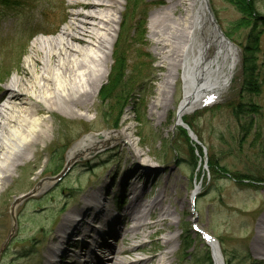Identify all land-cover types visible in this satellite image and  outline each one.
<instances>
[{"label":"rangeland","instance_id":"rangeland-1","mask_svg":"<svg viewBox=\"0 0 264 264\" xmlns=\"http://www.w3.org/2000/svg\"><path fill=\"white\" fill-rule=\"evenodd\" d=\"M10 1L4 0L2 3L8 7ZM21 1V4L16 5L18 11H9L4 15L0 13V95L9 78L15 74L14 66L24 64L30 53L31 42L57 35L69 22L70 12L76 9L70 5L72 2H91ZM199 3V0L195 1L197 9ZM251 3L259 14L257 31H260L261 37L259 49L253 54V66L256 68L254 74L259 79L260 92L246 96L241 90L244 81L242 53L244 48H249L248 43L254 31L249 32V24L238 25L242 15L234 4L228 0H208L219 27L227 35L232 32L230 39L238 48L239 61L217 103L183 114L182 123L196 136L195 141H192L186 129L175 126L176 112L184 96L182 68L177 71L173 69L170 75H166L165 62H159V55L153 45L155 40L149 33L150 17L165 4H160L158 0H123L119 19L124 12L129 15L134 5L136 19L141 17L142 9L148 10L144 19V42L138 46L145 56L141 53L140 59L132 58L129 61L132 67L138 63L142 66V79L140 77L137 82L131 83L130 89V95L135 92L137 103L129 102L123 106L117 126L113 125L111 118L109 124L102 119L106 108L99 105L98 91L108 81L113 63L112 51L120 32L119 22L110 51L109 69L92 105L81 107L75 115L60 109L39 114L37 118L40 124L44 123L46 132L33 148H22L12 177L0 183V264H46L48 247L57 243L52 239L56 227L68 216L69 211L79 210L91 192L101 193L102 198L109 197V209L116 208V213L120 215L122 209L129 205L130 198L134 194L139 195L140 189L143 190V194L138 196L140 202L156 196L169 209L168 221L163 223L164 231L158 236L174 237L170 243L173 250L172 264H206L197 260V257L205 255L207 245L192 231V219L219 238L227 264H264V259L251 247L257 222L264 218V181L253 182L252 179L244 178L237 181L233 177L234 174H252L256 178H264V0H251ZM5 6L0 3V10L5 9ZM134 26L130 25V31L135 33ZM204 27L203 35L207 38L211 27L206 20ZM32 33L35 36L29 38ZM20 38L22 40L18 41ZM210 49L209 54L212 55L216 50L215 45ZM102 54L103 57L96 62L97 75L103 69L104 57L108 56L105 49ZM149 71L150 81L142 89ZM165 78L170 83L168 87H162L161 82ZM239 100L255 105L247 106L246 109L257 107V110L245 111L236 116L231 105H236ZM108 132H121L122 135L99 148L97 153L77 159L65 171V149L74 146L86 135ZM213 157L219 165L226 167L227 173L222 171L217 176L213 175L209 168ZM136 167L142 171L148 168L151 174L147 179L142 177L139 182L134 177L127 179L136 187L134 194L127 199L122 190L131 185L125 186L122 180ZM58 168L60 171L56 173ZM55 173L60 176L53 175ZM46 180L53 186L43 190L42 184ZM39 182L41 193L36 192L24 198L14 207L16 226L13 228L11 204L27 189H35ZM194 190H198V196L193 211L188 198ZM114 212L115 209H111L108 213L113 215ZM96 223L94 221L93 226ZM72 238L76 244H71V240L68 246L64 244V248L53 257L54 264L71 262L76 252L73 249L79 246L80 239L85 241L88 235L85 238ZM135 243L137 241L127 240L121 246L128 247ZM167 248L168 245L161 246L159 241L156 245L148 243L146 252H135L127 258H144L164 252ZM68 249L67 256L63 257ZM194 254L199 256L194 257Z\"/></svg>","mask_w":264,"mask_h":264},{"label":"bare ground","instance_id":"bare-ground-1","mask_svg":"<svg viewBox=\"0 0 264 264\" xmlns=\"http://www.w3.org/2000/svg\"><path fill=\"white\" fill-rule=\"evenodd\" d=\"M195 1L158 0L165 5L150 17L149 33L155 40L153 45L159 62H165L166 75H170L173 69L177 71L182 68L184 97L178 109L179 119L194 108L215 102L239 61L237 48L228 43L212 25L207 0H199V9ZM122 4L123 0L72 2L70 5L76 9L70 12L69 22L57 35L33 40L24 64L14 66L15 74L9 78L0 95V183L12 177L22 148H33L46 132L44 123L40 124L37 118L39 114L60 109L75 115L81 107L92 105L109 69L110 51L118 23L121 22L119 14ZM204 20L211 27L207 38L203 35ZM212 45L216 50L210 55ZM103 49L108 56L104 57L103 69L98 76L96 62L103 57ZM161 83L162 87H168L169 81L165 78ZM37 126H40L38 130L35 129ZM121 135V132L86 135L67 151V162L73 163ZM146 170L136 167L122 180L125 186L131 185L122 190L125 198L129 199V195L136 191L134 184L127 179L134 177L138 182L142 177L147 179L151 171ZM142 194L143 190L140 189L139 195L134 194L129 205L122 209V214L111 217L108 212L117 209H109V197L102 198L101 193L91 192L79 210L69 211L56 227L52 239L57 243L48 247L46 264H54L53 257L64 248V244L68 246L70 240L71 244H76L73 236L87 235V242L80 239L77 248L87 251L77 255L73 264H172L170 243L174 237L158 236L164 231L163 223L168 221L169 209L156 196L140 202L138 196ZM94 221L99 223L101 229L107 228L98 231L96 225L92 224ZM127 240L137 243L122 247ZM158 241L161 246L168 245L167 250L144 258H127L135 252H146L148 243L156 245ZM210 243L214 263L224 264L219 243ZM251 247L264 259V218L257 222ZM68 251L63 257L67 256ZM96 252L98 256L94 254Z\"/></svg>","mask_w":264,"mask_h":264},{"label":"trees","instance_id":"trees-1","mask_svg":"<svg viewBox=\"0 0 264 264\" xmlns=\"http://www.w3.org/2000/svg\"><path fill=\"white\" fill-rule=\"evenodd\" d=\"M4 0H0L1 5L5 6L3 4ZM231 4H234L237 8V10L241 13L242 19L239 22L238 25H246L249 24L251 27L249 29V32L254 35H251L250 43H248L249 48H244L242 53V58L244 60V77H243V85H242V91L243 94L246 96H251L252 94H257L260 92V86H259V79L257 78V75L254 74V71L256 70L255 66H253L254 63V55L256 51L259 49V41L260 37L259 32L257 31V28L259 24L257 23L258 16L257 10L254 8V6L251 3V0H228ZM21 0H12L9 2L8 7L3 10H0L1 14H5L6 12H16L19 9H16L17 4H21ZM16 9V10H15ZM148 10L142 9L140 11V16L136 19L135 15L137 14V10L135 9V5L132 7V11L129 15L124 12L121 15V23L119 25V35L116 40L115 46L113 48V63L111 66V69L108 73V81L105 85H102L100 90L98 91V96L100 98V107L106 108L104 111L103 120L107 124H109L111 118L113 120V125L117 126L118 120H119V114L123 110V106L127 105L129 102L137 103V98L135 97V92L130 95V89H131V83L137 82L138 78L142 76L140 71L142 70V66L137 64V66H130L129 61H131L132 58L135 60L140 59V56L142 54L145 56V53H142L139 51L138 46L142 44L144 41V26H145V16ZM15 14V13H14ZM135 18V19H134ZM131 24H135L134 30L136 31L134 33L130 31ZM248 32V33H249ZM33 34V33H32ZM229 37L232 36V32H228ZM34 35H31V37ZM142 53V54H141ZM151 64L153 61H150ZM150 67V65H149ZM153 68V67H152ZM153 71V69H152ZM146 81L143 82L142 85L144 87L142 89H145L148 85L147 83L150 81L151 73L149 71V74L145 75ZM142 79V77H141ZM152 80V79H151ZM127 84V85H126ZM139 89V88H138ZM253 104H248L246 102H243L239 100V102L236 103V105H231V108L233 107V110L236 112L237 115L244 114L245 111H256L255 108H247V106H252ZM255 106V105H253ZM102 109V110H103ZM106 120H105V119ZM111 123V122H110ZM195 162L196 159L193 157ZM209 168L212 169V173L214 176L218 175V172H226V167H223L219 165L218 160L213 157L211 158V162H209ZM233 176V175H232ZM248 176V177H247ZM236 175L234 174L233 177L237 181L240 180V178L244 179H252V181L257 182H263L264 178L260 177H254L252 174L250 175ZM251 183V181H249ZM188 245V244H187ZM189 246V245H188ZM205 255H201L200 257H197V260L199 262H205L206 264H209V256L207 253H204ZM199 256L198 254H194V257Z\"/></svg>","mask_w":264,"mask_h":264},{"label":"water","instance_id":"water-1","mask_svg":"<svg viewBox=\"0 0 264 264\" xmlns=\"http://www.w3.org/2000/svg\"><path fill=\"white\" fill-rule=\"evenodd\" d=\"M208 13H209L210 16H212V14H211V10H210L209 8H208ZM212 22L215 24V27H216L217 31L219 32V34H221L222 36L225 37V35H224V33L221 31L220 27H218V25L216 24V20L214 19L213 16H212ZM226 39H227V41H228V38H227V37H226ZM189 135L191 136L192 133H189Z\"/></svg>","mask_w":264,"mask_h":264}]
</instances>
